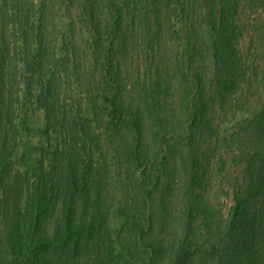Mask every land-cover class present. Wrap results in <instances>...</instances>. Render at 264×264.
Here are the masks:
<instances>
[{
    "label": "trees",
    "instance_id": "1",
    "mask_svg": "<svg viewBox=\"0 0 264 264\" xmlns=\"http://www.w3.org/2000/svg\"><path fill=\"white\" fill-rule=\"evenodd\" d=\"M59 1L60 11L66 7L73 16L76 9L82 12L91 38L89 52L83 57L89 56L87 64L94 65L84 72L87 82L76 74V90L81 93L76 95L77 107L73 94H68L74 81L67 56L75 54L74 45L63 32ZM143 1L103 0L104 13H99L95 0H0V182L7 185L8 179L12 193L0 213L7 257V262L0 257V264H126L121 233L113 238L110 217L115 206L101 200L78 203L80 189L90 181L92 196L99 198L109 192L112 168L97 163L93 142L87 144L84 139L77 150L75 129L85 137L95 130L84 103L94 99L90 83L99 72L97 91L111 118V142L118 134L115 127L128 122L135 140L134 154L140 158L136 144L143 142V110L132 102H121V96L129 40L139 32L136 24L147 22L162 28L158 37L146 43L144 59L136 71L137 80L142 81L134 86L156 121L159 158H168L173 149L172 133H164L168 125L163 121L169 119L160 114L163 103L160 108L158 104L170 97L167 94L173 84L163 79L162 73L175 62L174 54L163 61L161 52L177 35L186 40L178 43L180 63L186 65L181 74L189 86L182 104L189 116L186 141L195 151V139L209 132L219 157L222 187L235 200L229 216L210 225L205 222L213 214L210 217L207 206L188 207L169 263L186 264L197 254L214 250L217 264H264V66L259 63V46L241 50L245 31L238 18L245 4L264 13V0H207L205 5L198 0H152L155 15L138 10H133L131 17L125 13ZM181 30L186 35H181ZM257 31L261 34V27ZM65 50L72 53L64 54ZM90 70L93 73L89 75ZM255 96L258 101L252 100ZM218 110L224 123L213 122L212 113ZM42 115L45 122L36 135L28 122ZM228 121L231 124L224 127ZM49 150L47 169L45 154ZM197 217H206L205 224L200 225ZM136 224L140 254L149 229L141 220ZM200 227L206 236L199 243L195 234ZM121 228H117L119 232ZM164 246L159 242L153 249L163 250Z\"/></svg>",
    "mask_w": 264,
    "mask_h": 264
},
{
    "label": "rangeland",
    "instance_id": "2",
    "mask_svg": "<svg viewBox=\"0 0 264 264\" xmlns=\"http://www.w3.org/2000/svg\"><path fill=\"white\" fill-rule=\"evenodd\" d=\"M198 2L202 5L207 4V0H198ZM95 3L97 5H95L96 9L101 13L104 6L103 0H95ZM60 7L59 1L58 13ZM133 10L143 12L149 11L151 16L157 13L156 8L152 4V0H144L141 6H136L135 9L130 8L127 12L125 10V13H130L131 17L133 15ZM102 13H104V11ZM239 14V21L245 31V37L240 41V48L243 52H246L247 47L250 45H253V47L259 46L260 51L258 53V59L260 65L263 67L264 13L259 9H252L245 4L240 8ZM59 17L62 22L63 32L67 33L74 45L75 54L73 56H67V59H71L69 71L70 78L74 81L72 88L68 89V94H73L75 101L74 106H76V95L81 94L79 92L80 90H76V87H78L76 83V74L82 76V82H87L88 80L84 78V72L91 69L94 65V62L92 64L90 63V65L87 64L89 56L85 58L86 60H84L83 57L84 54H88L87 52H89L91 38L81 11L79 12L76 9V15L73 16L69 9L64 7L60 11ZM71 22H73L74 25H72ZM125 23V27H127L129 22L127 23L126 20ZM258 27H261V34L257 31ZM160 28H162L161 25L159 26L155 23L147 22L144 26L137 23L135 29L139 32L134 39L129 40L132 41L128 46L130 52L123 58L124 61H126V69L124 68V70L127 71L124 73L125 86L123 87L121 102L123 100L132 102L135 107L141 106L143 110V142L136 144V146L138 145L140 147V154H138L140 158L137 160L135 157V149L133 148L135 140L132 138L131 125L128 122H124L122 125H119V127H115L118 130V134L114 142H111L108 132L111 118L108 112L103 110L106 109V105H104L99 98L100 91H97V86L101 82L99 72H95V80L88 82H91L90 87L94 90V99L84 103L87 109L86 112L88 113L86 116L95 121V130L92 134L88 135L87 133L85 137V135L81 136L80 132H76L75 129L77 150L80 147L79 145L84 142V139L87 144L93 142L97 147L93 155L97 163H99V165L107 164L112 168L108 176L111 182L109 192H105L102 197L99 198L97 196H92L93 189L90 181L87 187L84 185V187L80 189L81 196L78 203H96L101 200V203H112V205L115 206L110 217L112 226L115 229L113 238L116 240L118 233H121L122 239L125 242L126 254H129L123 255L126 264H170V254H172L173 248L178 242L180 233L183 230L182 223L188 207L190 208L193 205L199 207L201 206L200 203L207 206L210 217L213 214L211 220L209 218V220L205 222L210 225L218 218H221V216L227 218L235 203L233 194L222 187L219 173V157L216 153L214 140L209 137V132L206 131L205 136L195 139V144L193 145L195 151H191L188 146V141H186V120L189 116L187 112H185L182 104L183 98L187 93L185 90L189 88V86L188 83L184 82L181 74V71L186 65L180 63L181 49L178 47V43L186 40L182 39L181 41L177 35L175 36V40L167 41L163 47V52H161L163 61L174 54L175 62L169 63L168 69H163V79H167L169 84H173V87L169 88L171 91V94H167V97L168 95L170 96L169 99L166 101L162 100L160 104H158L159 108L161 103H163L164 107L163 110H159L160 114L168 116L169 120L164 119L163 121L165 125H168L164 133H172L170 136L173 138L171 145L173 149L171 154L168 152V158H159L161 152L155 136V130L157 128L156 121L148 111V107L143 103V99L139 97L134 85L142 81L141 78L137 80L136 71L144 59L146 43L150 39L158 37ZM130 34L132 35V33ZM181 35L186 34L181 30ZM171 37L174 38V36ZM129 38H132V36H129ZM63 53L72 52L70 50H65ZM98 56L100 55L98 54ZM99 68H101V64ZM143 72L144 68L142 73ZM92 73V70L88 71L89 75ZM259 80L261 79L258 78L255 82L256 88L259 87ZM259 89L262 93L261 88ZM76 91L78 93H76ZM162 92L164 93V83L162 84ZM83 93L84 92H82V94ZM159 98L160 100L162 99L161 96H159ZM252 100L258 101L259 97H252ZM81 104L82 99L79 100L78 106H81ZM212 118L214 123L219 121H221V123L225 122V118L224 120L222 119L223 114H220V110H218V113H212ZM44 122L45 119L43 115L41 117L33 116L30 118L28 125L36 133L40 129L42 130ZM230 124L231 121H228L224 124V127ZM25 135L26 134L23 133L21 137L24 138ZM36 141L38 143V138H36ZM19 148L20 151L24 150L23 146ZM51 152L52 150H49L48 153L45 154V166L47 169H49L48 159L51 157ZM34 156H37V154ZM88 177L89 175H86V178ZM7 181V185L0 182V213L4 211L5 203L11 201L10 195L12 193L10 192L11 190L8 189L11 185L7 183ZM24 190L27 194L28 189L25 187ZM21 203H25V200H22ZM214 211L216 213L215 215ZM197 219H199L200 225L205 224L203 219L198 217ZM137 220H141L144 224L143 226L148 225L149 229V231H147L149 233L147 236L148 238L145 237L142 239L143 245L139 250L140 254H138L136 249L137 240L141 237L137 235ZM118 227H122L120 232L117 229ZM144 233H146L145 230L142 235H144ZM207 235H210V233H207ZM195 236L200 243L206 236V232H203L200 227L196 230ZM3 237L4 224L0 218V257H3L7 262V257L3 250ZM113 238L111 239L113 240ZM159 242L162 246H165L163 250L159 249L155 251L153 247L155 244L159 245ZM214 252L213 250L211 252L208 251L197 254L186 264H217V257L212 255ZM115 253L117 254V251L115 252L114 249V256L116 257Z\"/></svg>",
    "mask_w": 264,
    "mask_h": 264
}]
</instances>
